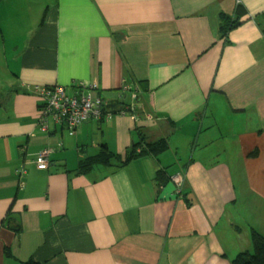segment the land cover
<instances>
[{
	"label": "crops",
	"instance_id": "0c3cea01",
	"mask_svg": "<svg viewBox=\"0 0 264 264\" xmlns=\"http://www.w3.org/2000/svg\"><path fill=\"white\" fill-rule=\"evenodd\" d=\"M78 83L109 103L137 94L153 117L141 130L168 150L78 174L145 125L49 119L43 132L29 87ZM252 230L264 237V0H0V264H230Z\"/></svg>",
	"mask_w": 264,
	"mask_h": 264
},
{
	"label": "built area",
	"instance_id": "2783aa9c",
	"mask_svg": "<svg viewBox=\"0 0 264 264\" xmlns=\"http://www.w3.org/2000/svg\"><path fill=\"white\" fill-rule=\"evenodd\" d=\"M85 87L83 83L74 84L71 87L74 89L72 92H67L65 87L59 85H34L29 87L31 92L40 98L42 104L38 118L40 129L43 132L47 131V120L49 119L56 124L68 125L72 132L86 121H103L114 115L127 116L134 124H137L142 119L151 120L150 115L143 117L142 114H139L133 102L129 105L121 106L120 110L113 115L109 108L110 103L92 94V91L96 90V85L92 84L86 87L89 89L86 92L82 90ZM131 98L132 100L137 99V94H132ZM49 159L50 151L44 149L34 157L31 164H34L37 170L44 171L48 167ZM24 174L25 172L22 169L18 171L17 189L19 192L24 189L22 182ZM182 181V175L171 177V182L176 189L182 185ZM178 191L176 193H179Z\"/></svg>",
	"mask_w": 264,
	"mask_h": 264
},
{
	"label": "trees",
	"instance_id": "16d2710c",
	"mask_svg": "<svg viewBox=\"0 0 264 264\" xmlns=\"http://www.w3.org/2000/svg\"><path fill=\"white\" fill-rule=\"evenodd\" d=\"M243 14L244 10L241 6H238L236 8L232 16L221 14L219 24V33L221 34V36L225 37L228 31L238 26ZM43 21L44 16L42 17V22ZM135 101L136 99L132 100V102L136 106ZM129 104L130 103L120 105V103L115 102L110 103L109 108L114 115L120 110L121 106ZM135 108L139 114L143 115V117L145 115L151 116L150 121L142 119L137 123H145V125H141L139 127L137 126V128L135 129V133L139 132V138H136V140L132 142L130 147L126 149L121 155L112 153L107 149V147L101 146L99 152L95 156L86 158L81 162L77 169L78 174H85V172L92 170V168H94L95 166L111 167L112 170L119 169L124 165L130 163L131 161L142 157H151L156 160L163 152L168 150L169 146L166 138L159 137L155 140L152 138H148L149 140L146 139V135L144 134L145 130L142 131L141 129L146 128V124L151 122L153 120V117L149 113H141L138 110L137 106ZM66 126L68 127V125ZM68 129L70 130L69 127ZM155 181L158 187H163L169 182V177L166 175L165 170L161 169L156 172ZM6 219H9V217H7ZM250 241L252 245V253L248 251L241 252L231 260L230 264H264V237L252 230L250 233Z\"/></svg>",
	"mask_w": 264,
	"mask_h": 264
},
{
	"label": "rangeland",
	"instance_id": "374dc122",
	"mask_svg": "<svg viewBox=\"0 0 264 264\" xmlns=\"http://www.w3.org/2000/svg\"><path fill=\"white\" fill-rule=\"evenodd\" d=\"M251 253H252V251H251Z\"/></svg>",
	"mask_w": 264,
	"mask_h": 264
}]
</instances>
